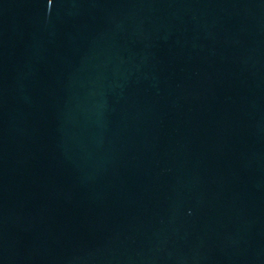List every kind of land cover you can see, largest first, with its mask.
<instances>
[{"label": "water", "instance_id": "obj_1", "mask_svg": "<svg viewBox=\"0 0 264 264\" xmlns=\"http://www.w3.org/2000/svg\"><path fill=\"white\" fill-rule=\"evenodd\" d=\"M0 264H264V0H0Z\"/></svg>", "mask_w": 264, "mask_h": 264}]
</instances>
